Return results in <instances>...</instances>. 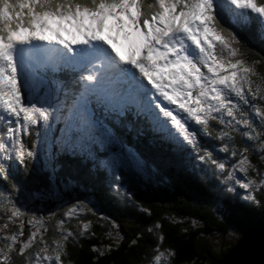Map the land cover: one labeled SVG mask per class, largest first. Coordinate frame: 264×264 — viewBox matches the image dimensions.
<instances>
[{
	"label": "snow or ice",
	"instance_id": "6c2138e0",
	"mask_svg": "<svg viewBox=\"0 0 264 264\" xmlns=\"http://www.w3.org/2000/svg\"><path fill=\"white\" fill-rule=\"evenodd\" d=\"M254 22L264 42V0H0V181L39 162L53 192H71L55 177L56 161L67 155L107 170L109 191L131 199L114 171L121 162L97 153L117 143L109 115L135 109L175 151L223 172L225 163L199 141L215 131L219 151L239 157L232 168L246 178L236 181L244 199L258 204L264 172L249 155L264 163V73L257 68L264 61L245 59L234 30ZM61 121L41 160L37 144L29 147L22 137L47 136ZM234 134L243 148H230ZM249 171L256 177L247 178ZM19 187L0 191V264H64L67 244L91 227L83 223L74 232L65 220L85 209L95 214L94 205L78 199L56 223L59 238L49 241L45 217L25 219L14 196ZM46 191H28L27 198H44ZM174 255L154 249L150 264H170Z\"/></svg>",
	"mask_w": 264,
	"mask_h": 264
},
{
	"label": "trees",
	"instance_id": "16d2710c",
	"mask_svg": "<svg viewBox=\"0 0 264 264\" xmlns=\"http://www.w3.org/2000/svg\"><path fill=\"white\" fill-rule=\"evenodd\" d=\"M241 31L239 39L245 59L249 62L264 61V42L259 39L256 23ZM257 68L264 73V65H258ZM215 135L214 133L210 140L202 142L204 149L212 152L214 146L211 140L216 139ZM233 142L240 149L245 146L238 134H234ZM139 157L143 162L150 161L155 165L156 173L151 171V179L142 178L143 172L135 169V161L124 162L115 168L118 175L123 176L131 199H123L121 195L110 192L103 178L91 175L87 169L78 168L73 179L77 182V175L79 176L85 190L89 191H85L86 196L93 195V204L97 208L95 217L93 212L85 209L86 217L81 220H65V213L78 200L77 196L75 198L61 193L59 195L64 197V203L55 204L53 210L48 208L42 212L39 206L58 201L49 183L41 179L44 182H40L37 188L36 178L27 170L17 178L16 185L20 186V190H48L45 197L36 204L38 207L30 213V216L46 218V239L59 238V233L55 234V226L59 220H65V227L74 232L80 231L83 223H90L91 227L84 238L67 244L64 264H150L154 249L157 248L162 252L169 249L174 251L170 264H229L225 259H211L205 255L200 250L199 241L203 237L211 239L215 234L226 235L233 229L238 235L249 228L264 230V196L261 193L256 194L259 203L254 204L245 200V196L240 193L225 192L222 179L211 173L208 175L210 165L197 159L194 160V174L187 170V166L177 156H164L148 151L139 154ZM249 159L264 172V166L256 156H250ZM37 165L39 166V162ZM249 173L254 175L252 171ZM55 177L58 178L56 173ZM72 192L74 190L70 193ZM26 201L20 200L18 204L23 210H31L32 202L29 198ZM195 220L197 227L193 225ZM107 222L114 225L113 230L108 227ZM27 235L26 225L24 239ZM159 236L163 237L162 242L158 241ZM117 240L119 243H116ZM134 240L136 242L132 243ZM94 249H99L104 254L101 255Z\"/></svg>",
	"mask_w": 264,
	"mask_h": 264
},
{
	"label": "rangeland",
	"instance_id": "374dc122",
	"mask_svg": "<svg viewBox=\"0 0 264 264\" xmlns=\"http://www.w3.org/2000/svg\"><path fill=\"white\" fill-rule=\"evenodd\" d=\"M254 153V152H253ZM254 155L257 157V160L259 161L260 164L264 165V163L260 162V160L258 159V156L254 153ZM235 157H232L229 160L224 161L223 163H225V168L228 170V175L230 172L233 173L234 178L233 179H223V186L226 188L225 192H231L229 191V189H233L232 191H235V189L237 188L238 184H237V180H241L240 178V172L235 171L232 168L233 165V159ZM211 172V171H210ZM253 176H251V178L256 177V173L253 172ZM99 178H106L105 174L103 172L98 173ZM242 181V180H241ZM78 183V181H77ZM257 194H260L259 192ZM264 196V194H262ZM62 195H58L57 199H61ZM90 202V200H89ZM0 206H3V204H0ZM93 216L95 217V214H93ZM105 224V222H103ZM108 223V227L113 230V226L111 225V223ZM194 227H197V221L195 220V222L193 223ZM239 239V235L236 231L230 230L228 232V234L226 235H222V234H215L214 237L210 238H206L203 237L198 245L200 247V250H202V252L207 255L208 257H210L211 259H214V257L221 259V256L226 254V250H230L232 248L235 247L237 241Z\"/></svg>",
	"mask_w": 264,
	"mask_h": 264
},
{
	"label": "water",
	"instance_id": "95a60500",
	"mask_svg": "<svg viewBox=\"0 0 264 264\" xmlns=\"http://www.w3.org/2000/svg\"><path fill=\"white\" fill-rule=\"evenodd\" d=\"M221 259L229 264H264V230L248 229Z\"/></svg>",
	"mask_w": 264,
	"mask_h": 264
}]
</instances>
